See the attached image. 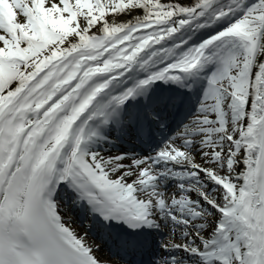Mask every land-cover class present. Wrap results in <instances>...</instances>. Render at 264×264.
<instances>
[{"label":"snow or ice","instance_id":"obj_1","mask_svg":"<svg viewBox=\"0 0 264 264\" xmlns=\"http://www.w3.org/2000/svg\"><path fill=\"white\" fill-rule=\"evenodd\" d=\"M0 264H264V0H0Z\"/></svg>","mask_w":264,"mask_h":264},{"label":"bare ground","instance_id":"obj_2","mask_svg":"<svg viewBox=\"0 0 264 264\" xmlns=\"http://www.w3.org/2000/svg\"><path fill=\"white\" fill-rule=\"evenodd\" d=\"M76 226H77L78 228H82V227H83V225H80L79 223H77ZM97 255L100 256L102 259L104 258V255H103V254L100 255L99 252L97 253Z\"/></svg>","mask_w":264,"mask_h":264}]
</instances>
